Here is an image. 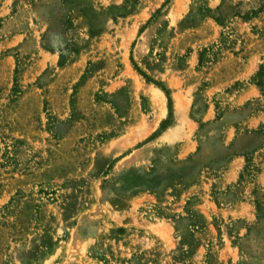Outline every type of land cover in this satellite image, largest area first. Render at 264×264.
Wrapping results in <instances>:
<instances>
[{
  "label": "rangeland",
  "instance_id": "rangeland-1",
  "mask_svg": "<svg viewBox=\"0 0 264 264\" xmlns=\"http://www.w3.org/2000/svg\"><path fill=\"white\" fill-rule=\"evenodd\" d=\"M263 63L264 0H0V264H264Z\"/></svg>",
  "mask_w": 264,
  "mask_h": 264
},
{
  "label": "bare ground",
  "instance_id": "bare-ground-1",
  "mask_svg": "<svg viewBox=\"0 0 264 264\" xmlns=\"http://www.w3.org/2000/svg\"><path fill=\"white\" fill-rule=\"evenodd\" d=\"M142 38V37H141ZM146 42H147V38L146 37H144L143 38V42L141 43V44H139L138 45V51L140 52H143L144 50H145V47H146ZM146 52V51H145ZM142 83V82H141ZM140 83V84H141ZM155 87V86H154ZM147 90V89H146ZM148 90H152V94H153V96H152V99L154 98V97H157V98H159L160 100H162L161 101V103L163 102V95H162V93L161 92H159V90L158 89H156V88H153V87H150V89H148ZM175 99H176V104H177V106H178V115H179V117H180V119H182V120H185V114H186V102H182L180 99H179V97H175ZM154 100V99H153ZM155 102V101H154ZM158 109H160V108H158ZM165 110V109H164ZM163 113H165L166 112V110L165 111H162ZM161 118V117H160ZM156 124V123H155ZM185 124V123H184ZM168 133V132H167ZM168 136H169V134H168ZM170 137H168V139H169ZM171 139H174V136H173V138H171ZM176 139V138H175ZM135 162H136V160H135ZM122 166V165H121Z\"/></svg>",
  "mask_w": 264,
  "mask_h": 264
},
{
  "label": "crops",
  "instance_id": "crops-1",
  "mask_svg": "<svg viewBox=\"0 0 264 264\" xmlns=\"http://www.w3.org/2000/svg\"><path fill=\"white\" fill-rule=\"evenodd\" d=\"M193 63L195 62L196 56L193 52L190 53L189 57ZM244 161L240 156L235 157L234 159L231 160L229 169L225 173V178L227 182H230L231 180L229 179H234L235 175H238V169L242 167Z\"/></svg>",
  "mask_w": 264,
  "mask_h": 264
},
{
  "label": "trees",
  "instance_id": "trees-1",
  "mask_svg": "<svg viewBox=\"0 0 264 264\" xmlns=\"http://www.w3.org/2000/svg\"><path fill=\"white\" fill-rule=\"evenodd\" d=\"M256 76L260 78L256 84L259 85L264 93V83H263V77H264V63L260 66L259 71L257 72ZM258 206V204H257Z\"/></svg>",
  "mask_w": 264,
  "mask_h": 264
}]
</instances>
